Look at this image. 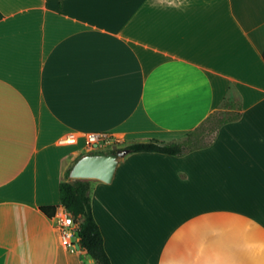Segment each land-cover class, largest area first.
<instances>
[{
  "label": "crops",
  "instance_id": "obj_1",
  "mask_svg": "<svg viewBox=\"0 0 264 264\" xmlns=\"http://www.w3.org/2000/svg\"><path fill=\"white\" fill-rule=\"evenodd\" d=\"M220 110L207 146L88 179L111 264H264V0H0V264H97L40 210L86 134L182 142Z\"/></svg>",
  "mask_w": 264,
  "mask_h": 264
},
{
  "label": "trees",
  "instance_id": "obj_2",
  "mask_svg": "<svg viewBox=\"0 0 264 264\" xmlns=\"http://www.w3.org/2000/svg\"><path fill=\"white\" fill-rule=\"evenodd\" d=\"M239 118V113H236L233 117L221 118L217 128L225 123L238 120ZM193 132H190L186 140L182 142H163L157 139H149L147 141L134 142L124 147L128 148L130 153L154 152L179 156L208 145L194 146L192 140ZM117 149L118 148L112 149L110 152H115ZM70 172L71 168L67 169L64 174V179L59 183L60 205L66 208L72 215L73 220H79L80 222L76 233L80 249L85 251L88 257L93 259L97 264H111L104 249L102 234L92 213L91 182L88 179H70ZM40 210L44 215L52 218L56 206H45L41 207Z\"/></svg>",
  "mask_w": 264,
  "mask_h": 264
},
{
  "label": "built area",
  "instance_id": "obj_3",
  "mask_svg": "<svg viewBox=\"0 0 264 264\" xmlns=\"http://www.w3.org/2000/svg\"><path fill=\"white\" fill-rule=\"evenodd\" d=\"M85 146L88 151L97 150L98 148L108 144V136L105 134L89 133L84 136ZM77 136L69 134L63 137L61 143H75ZM59 232V241L65 247L71 250L76 249L78 244V238L76 236L80 222L73 220L72 215L62 205L56 207L55 213L51 218Z\"/></svg>",
  "mask_w": 264,
  "mask_h": 264
},
{
  "label": "water",
  "instance_id": "obj_4",
  "mask_svg": "<svg viewBox=\"0 0 264 264\" xmlns=\"http://www.w3.org/2000/svg\"><path fill=\"white\" fill-rule=\"evenodd\" d=\"M130 153L128 148H118L115 152L89 154L80 158L72 167L70 177L73 179H97L110 182L117 162ZM76 249L79 245L76 244Z\"/></svg>",
  "mask_w": 264,
  "mask_h": 264
},
{
  "label": "rangeland",
  "instance_id": "obj_5",
  "mask_svg": "<svg viewBox=\"0 0 264 264\" xmlns=\"http://www.w3.org/2000/svg\"><path fill=\"white\" fill-rule=\"evenodd\" d=\"M235 114L236 112L234 111L226 112V111L220 110V111L214 112L210 117L204 120L196 130H194L193 136H192L194 146H199V145L207 144L208 142H210L216 132V129L218 127V124L221 118L233 117L235 116ZM79 147H81V144L80 146H78V148ZM116 147L117 145L109 140L108 144L98 148L97 150L86 152L85 154L89 155V153L91 154L110 153V151L112 149H115ZM80 150L84 152V148L83 149L80 148Z\"/></svg>",
  "mask_w": 264,
  "mask_h": 264
}]
</instances>
